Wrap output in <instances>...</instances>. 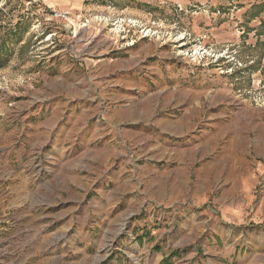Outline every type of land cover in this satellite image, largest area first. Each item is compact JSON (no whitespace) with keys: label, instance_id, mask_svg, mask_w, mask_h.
<instances>
[{"label":"rangeland","instance_id":"1","mask_svg":"<svg viewBox=\"0 0 264 264\" xmlns=\"http://www.w3.org/2000/svg\"><path fill=\"white\" fill-rule=\"evenodd\" d=\"M129 61L131 76L154 91L157 63L173 64L176 75L206 74L191 81L199 82L195 99L202 95L192 128L160 134L170 144L155 163L161 172L181 166L176 152L197 147L195 158L186 155L194 162L187 181L162 200L138 179L153 157L145 141L153 134L111 139L97 164L88 158L103 148L77 143L82 126L60 135L72 111L55 109L65 90L53 87L87 72L96 77V119L108 132L125 127L107 119L125 104L113 98L125 85L107 78L96 90V81L104 64ZM173 80L170 91H188L190 82ZM175 104L157 114L180 119L186 106ZM39 118L47 125L24 140L21 126ZM57 143L64 157L53 152ZM233 153H245L252 169L264 164V0H0V264H264V178L230 190L228 181L199 176L210 164L231 169ZM120 165L134 195L116 193ZM200 186L207 190L198 195Z\"/></svg>","mask_w":264,"mask_h":264},{"label":"crops","instance_id":"2","mask_svg":"<svg viewBox=\"0 0 264 264\" xmlns=\"http://www.w3.org/2000/svg\"><path fill=\"white\" fill-rule=\"evenodd\" d=\"M133 61H129L127 63L109 62L104 64L103 67H101V80H98L100 82L96 81V90L101 87V85L103 84L102 81L107 78L111 79L112 82H118L121 85H125L123 90L117 91L115 96H113L114 99L122 101V103L125 104L114 107L107 117L108 121L112 123L113 126L116 127V125H124L125 127L118 130L112 126L114 129L110 130L111 126L109 125L110 127L108 132V126L104 124L102 125V123L96 119V116L98 115V102L95 100L96 98L94 96V93H96V91L93 90V85L91 83V80H95L96 77L92 78L90 73L87 72L82 77L73 76L71 80H68L64 83L62 80H58L56 85L53 87V89L56 91V89H58V87L62 86L63 84L65 90L62 93L58 94L59 96L55 109L59 105H66L69 106L72 111L69 116L68 126L62 129L60 135L69 133L74 134L78 130V126H82V128L79 127V130L83 131V134L85 136L77 143H82L81 146L86 148L91 147L98 141V144H95L94 146L103 148V151L99 152V154L95 153V155L93 156L94 158H88L89 163L97 164V162H101V160H103L104 157L107 156V153H105L104 151L107 148V143H111L112 140H115L116 138L135 140L136 135L143 131L153 134V136L150 135V137L145 138L146 143H148L150 146L149 152L153 155V157L148 158L149 163L146 169L147 173L144 172L139 174L138 179L146 180L148 186V188H146V193L148 194V196L153 197L156 200H162V198L166 196L168 191L175 194L176 191L180 189V183L187 181L185 166L186 164H188L187 166H189L190 164H194V162H192V160H188V162L185 163V160H187L186 155L187 152H189L188 155H190L191 157L188 156V158H195L196 156H192L196 155L197 147L193 149L189 148L190 150L188 151H185L187 149L185 148L180 152H176V159L174 160L171 155V158L169 160H173L181 166L174 170L170 169L168 172H161L160 168L157 167L155 163L160 160V157L165 158L166 154L168 153V150H166V146L170 144L169 142L163 140L160 134L169 133L177 135L181 131L192 128L202 110V95L200 97H197L199 99H195L194 95L196 92L193 91V89H195L199 85V82L196 86H194L193 82L196 78L205 80L206 74H197L193 77L191 74L187 75L184 70L179 69L178 74L176 75V67L173 64L163 67L160 65V63H157L155 65H151L153 69L159 70L158 74L156 73L158 87L154 91V88H152L150 84L148 86V81H146L145 78H141L143 82H137L134 77L131 76L129 65ZM175 77L176 82H180V86H183V84H187L189 82L191 83L186 86L189 88L188 91L181 92L180 90L176 89L170 91V89L168 88V82L174 81L173 79ZM99 83L101 85H99ZM201 84L203 85V82ZM147 90H151V92H153L148 95L150 99H136L138 92H147ZM173 100L176 103L175 105L181 104L182 106H186V112L180 117V119L173 120L172 118L163 117L157 114L159 109L169 106ZM40 111H43V109H41ZM32 115L37 117V114L35 113H32ZM48 115L53 116L51 114ZM142 122H147L146 128L140 126ZM43 123L44 122L40 121L39 118V120L36 122V125L34 126H21L22 131H24L27 136V138H25L24 140L30 139L32 137V135H30L31 129H33L34 131H38L43 128V125H47ZM88 123H90L89 127ZM156 129H158L159 133H155ZM108 136L110 137V140H107ZM182 145L189 146L192 145V142L187 141ZM22 146L23 148H26V145ZM53 148V152L61 154L62 157H64L67 153L64 151V148L61 151L59 150L58 143ZM55 157L51 155L50 159L57 160V158ZM227 158L228 159L226 160V165L228 167H231V169H220L216 166V164H210L209 168L207 167L203 170H200V178L205 181H210V179L217 181H228V184H226V186H229L230 190H234L233 187L236 186L235 182L240 183L244 181H250V176H254L255 178L257 177L258 180L260 179V177L264 178V173L262 172L264 170V164L261 163L260 166H258L256 163V168L252 169L251 162L245 157V153H243L242 158L239 157L238 153L236 155L235 153H233V159H229V156H227ZM241 165H243L242 171L240 169ZM123 168V165H120V167H118V170L113 173V178L111 181H123L120 182V187L116 191L117 194L130 192L132 193V195H134V193L136 192L135 190H133L135 187V185H133L134 181L132 182L128 178H122L124 173L119 174V171H121ZM174 180L176 181L172 182ZM168 181L170 182V184L167 183ZM231 186L233 187L231 188ZM46 188L49 189L51 187H48L47 185ZM206 190V187L200 186L198 195L204 194ZM85 192L88 193V191L86 190ZM117 194L115 195L120 198L121 196ZM103 197L104 198L101 204L103 207H107L109 203L111 204V201L108 202V200H106V195H103ZM134 201H136V197L134 198L133 202Z\"/></svg>","mask_w":264,"mask_h":264},{"label":"built area","instance_id":"3","mask_svg":"<svg viewBox=\"0 0 264 264\" xmlns=\"http://www.w3.org/2000/svg\"><path fill=\"white\" fill-rule=\"evenodd\" d=\"M60 17H64V15L62 14V15H60Z\"/></svg>","mask_w":264,"mask_h":264}]
</instances>
